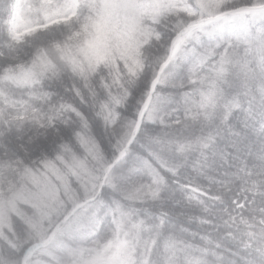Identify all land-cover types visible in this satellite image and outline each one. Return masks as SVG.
<instances>
[{
  "label": "snow or ice",
  "instance_id": "1",
  "mask_svg": "<svg viewBox=\"0 0 264 264\" xmlns=\"http://www.w3.org/2000/svg\"><path fill=\"white\" fill-rule=\"evenodd\" d=\"M0 264H264V0H0Z\"/></svg>",
  "mask_w": 264,
  "mask_h": 264
}]
</instances>
